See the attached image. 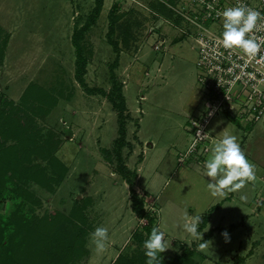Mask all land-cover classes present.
<instances>
[{"label":"rangeland","instance_id":"1","mask_svg":"<svg viewBox=\"0 0 264 264\" xmlns=\"http://www.w3.org/2000/svg\"><path fill=\"white\" fill-rule=\"evenodd\" d=\"M116 1L121 4V26L114 37L118 33L123 49L114 71L123 83L125 113L132 115L127 139L133 147L126 146L123 152L127 164L138 172L136 188L155 213V225L166 233L170 248L161 256L173 257L188 246L195 264H236L242 256H248L242 264H264V118L245 125L218 112L207 127L214 136L209 150L186 153L192 140L190 118L206 108L190 0H104L82 39L89 57L85 80L93 92L76 78L72 35L96 0H0V42H6L0 57V96L22 105L23 93L35 83L58 97L46 115L35 119L43 138L53 132L61 139L57 154L69 170L53 192L29 183L40 198L36 212L69 213L76 199L86 204L91 223L88 253L68 264H111L122 249L140 247L132 233L147 219L132 209L129 184L117 170L116 159L106 155L105 149H113L119 135V116L99 90L109 92L113 86L111 63L117 52L108 32L109 10ZM127 23L132 35L126 40ZM224 135L237 137L256 165V180L238 192L213 197L204 164ZM10 206L6 201L5 211ZM209 214L211 219L203 222ZM199 215L203 239L211 233L205 242L182 228L186 217ZM97 227H106L109 234L106 250L99 254L90 240ZM225 230L230 242L222 235ZM200 243L206 245L203 250H198Z\"/></svg>","mask_w":264,"mask_h":264},{"label":"trees","instance_id":"2","mask_svg":"<svg viewBox=\"0 0 264 264\" xmlns=\"http://www.w3.org/2000/svg\"><path fill=\"white\" fill-rule=\"evenodd\" d=\"M103 5L104 0H96L84 24L77 26L72 35L76 48L75 75L90 92H93L94 88L89 87L85 80L89 57L82 39L84 32L96 22ZM120 5V1H116L109 10L108 40L117 52L115 60L111 63L113 86L109 92L103 88L99 89L107 95L118 112L119 135L114 140L113 149L105 150L108 158L116 159L117 170L129 184L132 209L140 217L146 218L147 223L142 229L137 228L132 233L133 239L139 242L140 247L122 249L111 264H147L143 242L156 226V215L147 209L145 197L138 192V172L127 164L123 152L124 147L128 146L132 150L133 145L127 139L128 120L132 115L125 113L127 104L123 83L114 71L123 49L118 33L117 37H114V33L121 26L118 24L121 18L118 14ZM128 23L127 29L125 28L126 40L132 35L129 29L131 23ZM5 43L0 42V57L3 56ZM21 98L22 105H16L13 99L3 94L0 96V264H68L88 253L86 243L91 223L85 212L86 204L76 199L69 213L55 209L39 215L36 209L40 198L29 184L33 182L53 192L68 173V164L57 154L61 139H55L53 132L43 138L42 130L38 128L35 119L36 115H46L56 105L58 97L32 83ZM37 158H41L45 163L38 162ZM8 200L11 201L10 210L5 211ZM207 218H210V214L203 216V222H206ZM210 234L203 239L204 242ZM192 253L193 249L187 246L182 253L173 257L161 256V264H195ZM242 260L244 257H239L236 264Z\"/></svg>","mask_w":264,"mask_h":264},{"label":"built area","instance_id":"3","mask_svg":"<svg viewBox=\"0 0 264 264\" xmlns=\"http://www.w3.org/2000/svg\"><path fill=\"white\" fill-rule=\"evenodd\" d=\"M237 4L264 14V0H190L189 18L197 27L198 80L205 93L206 108L190 118L192 140L186 153L209 150L213 135L207 127L218 112H226L245 125L264 118V46L255 57H248L240 50L224 49L220 43L222 12ZM254 34L264 38V21Z\"/></svg>","mask_w":264,"mask_h":264},{"label":"clouds","instance_id":"4","mask_svg":"<svg viewBox=\"0 0 264 264\" xmlns=\"http://www.w3.org/2000/svg\"><path fill=\"white\" fill-rule=\"evenodd\" d=\"M222 18L223 33L220 43L223 48L240 50L248 57H255L264 46V38H258L254 34L260 30L264 14L246 5L237 4L226 8L222 12ZM204 167L206 176L210 178L207 189L213 197H224L226 193L238 192L247 183L256 180V165L249 161L237 137L233 135H224L219 142L215 143ZM143 223L144 220L141 219V224ZM200 223L201 215L190 220L186 217L182 228L193 239L201 240L203 236L198 230ZM222 235L226 242H230L226 230ZM165 237L166 233L161 227L152 228L150 236L143 242L147 264H161V254L170 248ZM90 240L96 253L104 252L109 241L108 229L97 227L91 233ZM205 247L204 243H200L198 250H203Z\"/></svg>","mask_w":264,"mask_h":264},{"label":"crops","instance_id":"5","mask_svg":"<svg viewBox=\"0 0 264 264\" xmlns=\"http://www.w3.org/2000/svg\"><path fill=\"white\" fill-rule=\"evenodd\" d=\"M143 98H145V95H144V97H143ZM213 139H214V136H213ZM213 139H212V140H213ZM152 145H153V144H152ZM217 206H219V203L217 204ZM217 206H216V207H217ZM214 209H215V208H214ZM209 219H211V215H210V218H209ZM249 256H250V255H249ZM244 257H246V256H244ZM247 257H248V256H247ZM247 257H246V258H247ZM246 258H245L244 260H242V261H241V263L239 262V264H242V263H244V262H245V260H246Z\"/></svg>","mask_w":264,"mask_h":264}]
</instances>
